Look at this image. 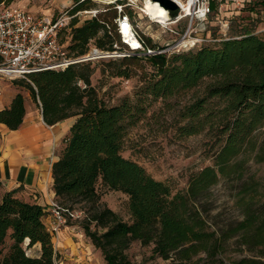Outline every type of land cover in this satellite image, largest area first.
<instances>
[{"label":"trees","instance_id":"1","mask_svg":"<svg viewBox=\"0 0 264 264\" xmlns=\"http://www.w3.org/2000/svg\"><path fill=\"white\" fill-rule=\"evenodd\" d=\"M90 2L75 0L72 13L87 9ZM210 4L211 10L217 8L214 0ZM247 8L264 13V0H252ZM110 20L107 14L74 19L67 44L70 55H86L93 46L116 50L122 40L117 24V35L109 27ZM254 20L240 23L237 30L231 24L233 34L215 44L109 59L110 73L125 78L142 59L152 65L134 93L114 104L103 100L92 84L93 59L13 80L40 104L48 124L75 119L53 163L55 200L75 210L78 204L89 205L73 224L101 250L107 264H131L129 250L136 241L152 245V257L171 259L172 264H264V212L254 209L262 192L258 180L241 191L244 219L237 225L213 229L201 210L202 199L222 177L243 171L247 153L264 161V140L260 144L258 139L264 129V36L256 32ZM190 91L199 92L182 104V96ZM157 102L163 104L161 109L175 111L180 137L206 133L215 140L213 163L192 172L184 189L155 178L123 154L129 131ZM25 113V96L18 90L10 106L0 110V122L18 129ZM99 183L128 195L130 220L101 202ZM48 212L19 197L15 189L0 193V264H57L56 234L45 221ZM234 236L254 254L227 260L226 244Z\"/></svg>","mask_w":264,"mask_h":264},{"label":"rangeland","instance_id":"2","mask_svg":"<svg viewBox=\"0 0 264 264\" xmlns=\"http://www.w3.org/2000/svg\"><path fill=\"white\" fill-rule=\"evenodd\" d=\"M75 0H5L7 5L22 7L28 11L40 14H59L64 11L71 13ZM113 1V2H112ZM124 3V9L132 11V19L137 25V30L150 47H167L172 51L180 41L186 39L188 44L179 46L180 51L196 48L202 44H215L222 38L232 35L230 25L237 30L240 23L252 18V24L256 32L264 36V13H250L247 4L252 0H214L217 8L211 10L205 19L192 18L194 1H191V11L174 23L164 24L157 21L152 14L146 11L148 0H92L83 10H97V15H109V27L116 34V7L118 2ZM116 4L115 6H110ZM85 21L91 18V14L81 16ZM118 33V32H117ZM194 42L196 44H194ZM118 42L117 51L129 52L126 44ZM177 48V49H179ZM106 52V51H105ZM114 52V51H112ZM170 53V52H169ZM131 55V54H127ZM124 56L112 54L93 59L95 68L92 74V84L98 95L109 104L119 102L126 95H132L136 87L141 83V78L152 71V65L145 59L137 62V68L130 78L112 75L108 61L113 57ZM4 84L15 86L13 79L0 74V89ZM17 90L29 92L26 87L17 85ZM199 92V91H198ZM196 91H190L182 96L181 103L189 101ZM161 102L155 103L149 110L148 116L138 125L131 128L126 140L123 154L132 158L146 167L157 179L169 183L175 189L187 187L189 176L202 167L213 163V153L216 149L214 138L206 133L180 137L176 131L175 111L166 108L161 109ZM259 143L264 140V129L259 133ZM242 172L234 173L229 177H222L214 185L201 201V210L213 229H228L237 225L244 219L245 207L240 199L241 191L245 184L252 179L261 183V196L254 204V209L264 212V161H259L255 153H247L244 157ZM101 202L108 205L125 220H130L129 197L121 191L111 190L101 183L98 184ZM89 205L78 204L76 209L86 210ZM86 207V208H85ZM84 215V213H83ZM225 257L227 260L237 259L243 256H252L254 252L239 244L238 236L227 241ZM131 264H172L171 259L152 257V245L143 246L136 241L130 250ZM31 254H36L32 250Z\"/></svg>","mask_w":264,"mask_h":264},{"label":"built area","instance_id":"3","mask_svg":"<svg viewBox=\"0 0 264 264\" xmlns=\"http://www.w3.org/2000/svg\"><path fill=\"white\" fill-rule=\"evenodd\" d=\"M125 6L124 3L116 5L119 10L116 24L121 40L130 48L129 52L118 53L117 50L105 52L93 46L86 55L74 57L67 49L73 21L78 19L82 22L81 16L84 14H91V17L97 16V10H80L76 13L68 10L59 14L46 15L1 3L0 55L3 61L0 63V74L13 80L27 79L28 74L34 71L65 69L75 62L109 54L152 56L161 52H178L181 50L179 46H184L182 40L172 51L167 47L163 49L150 47L137 30V25L130 13L124 9ZM210 12V0H196L194 12L190 15L192 18L205 19ZM134 40L138 42V45L133 44ZM50 212L53 220L49 227L55 234L65 227L81 230L77 224L73 223L82 217V211L62 207L53 200ZM57 264L60 263L57 262Z\"/></svg>","mask_w":264,"mask_h":264},{"label":"crops","instance_id":"4","mask_svg":"<svg viewBox=\"0 0 264 264\" xmlns=\"http://www.w3.org/2000/svg\"><path fill=\"white\" fill-rule=\"evenodd\" d=\"M1 88L0 110L10 106L18 93L10 84ZM24 96L26 113L20 127L13 130L0 122V193L15 189L19 197L43 205L49 211L45 221L50 226V205L55 200L53 163L59 158L63 139L75 119L50 125L44 120L40 104L29 92ZM34 248L39 249V245ZM55 248L60 264H107L101 250L83 230L60 229L55 236Z\"/></svg>","mask_w":264,"mask_h":264},{"label":"bare ground","instance_id":"5","mask_svg":"<svg viewBox=\"0 0 264 264\" xmlns=\"http://www.w3.org/2000/svg\"><path fill=\"white\" fill-rule=\"evenodd\" d=\"M181 8V12L179 13L177 18L171 17L168 9L164 7L159 0H148L146 11L159 21L160 23L169 24L174 23L179 18L181 19L183 15L189 14L191 11V1L189 3H185L183 0H174ZM194 3L196 0H193ZM192 12V11H191ZM179 19V20H180ZM134 45H138V42L136 40L132 41ZM183 44H187L188 40H183Z\"/></svg>","mask_w":264,"mask_h":264},{"label":"water","instance_id":"6","mask_svg":"<svg viewBox=\"0 0 264 264\" xmlns=\"http://www.w3.org/2000/svg\"><path fill=\"white\" fill-rule=\"evenodd\" d=\"M113 2V1H112ZM117 1H115L116 3ZM159 2L168 9L171 17L177 18L181 12L180 6L174 0H159ZM112 55V54H109Z\"/></svg>","mask_w":264,"mask_h":264}]
</instances>
